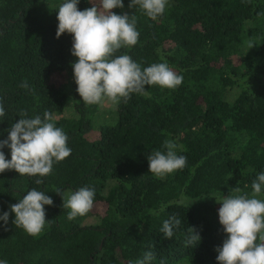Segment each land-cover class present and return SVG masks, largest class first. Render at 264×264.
Returning <instances> with one entry per match:
<instances>
[{
	"label": "trees",
	"instance_id": "16d2710c",
	"mask_svg": "<svg viewBox=\"0 0 264 264\" xmlns=\"http://www.w3.org/2000/svg\"><path fill=\"white\" fill-rule=\"evenodd\" d=\"M62 2L0 0V98L6 110L0 140L23 113L43 118L50 112L72 150L41 185L35 183L40 177L0 173V212H10L33 188L53 200L45 206L51 222L38 236L16 227L10 213L0 227V259L134 264L152 251V264H217L215 249L225 239L217 202L230 193L250 194L264 171V0H169L155 21L123 0V8L112 11L134 15L140 35L135 46L115 55L127 54L142 67L167 62L183 82L94 105H85L77 92L71 35L56 37ZM93 5L98 0H81L78 9ZM25 81L28 89L20 86ZM168 139L182 145L187 165L161 178L149 173L147 156ZM4 152L10 159V149ZM85 186L95 190L94 205L105 211L91 209L69 221L70 209L56 192ZM171 215L181 226L166 239L161 228ZM190 228L201 236L195 248L185 244Z\"/></svg>",
	"mask_w": 264,
	"mask_h": 264
},
{
	"label": "clouds",
	"instance_id": "9594fccd",
	"mask_svg": "<svg viewBox=\"0 0 264 264\" xmlns=\"http://www.w3.org/2000/svg\"><path fill=\"white\" fill-rule=\"evenodd\" d=\"M81 0H63L57 14L59 39L65 33L71 35L70 54L76 58L71 67L78 95L85 105L100 104L105 100L118 103L127 101L132 94L146 95L149 86L175 89L183 82L167 62L152 63L142 67L129 55H115L121 48H130L138 43L139 31L136 17L117 14L113 9H122L123 0H99V7L79 10ZM88 2V0H87ZM169 0H130L129 7L138 6L149 19L155 21L166 10ZM250 49L254 46L249 44ZM29 88L27 81L20 85ZM5 107L0 98V117L5 116ZM7 139L0 140V173L15 170L20 175L43 177L50 175L55 163L68 158L71 148L68 135L54 122L50 112L29 118L23 113L7 130ZM10 149V159L4 149ZM182 145L175 139L165 140L161 150H153L148 156L149 173L164 177L187 165V157L179 154ZM250 194L223 196L218 209L219 224L225 239L215 249L217 264H264V171L258 173L251 184ZM238 191V190H237ZM62 196L63 207L70 209L69 221L87 215L94 206L95 190L80 187L76 190L57 191ZM53 200L45 191L33 188L18 203L11 205L10 212H0V227H6L10 213L14 214L16 227L28 235L38 236L51 222L46 220L45 206ZM181 226V219L171 215L163 221L161 232L171 239ZM187 235L186 246L197 247L200 234L193 228ZM261 242H257V241ZM152 251L144 253L134 264H152ZM0 264L7 261L0 259Z\"/></svg>",
	"mask_w": 264,
	"mask_h": 264
},
{
	"label": "rangeland",
	"instance_id": "374dc122",
	"mask_svg": "<svg viewBox=\"0 0 264 264\" xmlns=\"http://www.w3.org/2000/svg\"><path fill=\"white\" fill-rule=\"evenodd\" d=\"M98 7H99V0H98ZM58 79L59 78L55 77L53 81L58 82ZM104 106L108 107L109 104L106 103ZM92 211H94L96 214H103V212L105 211V206L102 204H96L93 206Z\"/></svg>",
	"mask_w": 264,
	"mask_h": 264
}]
</instances>
